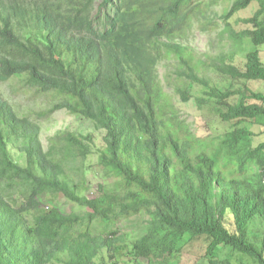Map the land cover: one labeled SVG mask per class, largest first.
I'll return each mask as SVG.
<instances>
[{"label":"trees","instance_id":"16d2710c","mask_svg":"<svg viewBox=\"0 0 264 264\" xmlns=\"http://www.w3.org/2000/svg\"><path fill=\"white\" fill-rule=\"evenodd\" d=\"M99 5H96L97 2ZM223 24L253 3L252 25L240 34L264 46V0H222ZM216 0H0V84L22 80L52 96L48 119L66 110L104 133L98 162L111 185L91 198L85 162L94 135L61 130L42 140L43 126L0 94V264H100L124 245L118 222L146 215V233L128 263L175 264L195 240L209 264L222 246L264 264V143L242 125L264 117V90L222 93L211 88L208 68L233 80L261 81L260 49L235 65L244 43L216 62L196 59L195 30L211 32ZM164 62L176 71L162 80ZM233 104L220 113L235 128L198 136L181 117L173 87L184 103L192 85ZM198 107L204 101L196 100ZM62 195L79 210L64 214ZM127 263V264H128Z\"/></svg>","mask_w":264,"mask_h":264},{"label":"rangeland","instance_id":"374dc122","mask_svg":"<svg viewBox=\"0 0 264 264\" xmlns=\"http://www.w3.org/2000/svg\"><path fill=\"white\" fill-rule=\"evenodd\" d=\"M211 7L210 19L213 22L218 23L219 28L211 32H201L195 30L190 38V45L196 55V59L203 61L216 62L226 54H231L236 48L243 43L247 46L246 52L237 56L235 65L237 67H243L244 55L248 51H254L260 49L261 56L264 61V46L254 47L250 45L248 40H241L240 34L247 29H251L252 25L246 22L254 16L258 9V5L253 3L247 10L241 11L229 20V26H225L222 20V14L226 8V4L222 0H216ZM97 2V6L99 5ZM264 21V19H263ZM162 80H165L168 71L171 73V77H175V69L170 66V63L164 62L159 67ZM209 81L211 88L219 89L222 93L228 91H236L249 88L252 91L264 90V84L261 81H244L233 80L228 76L217 72V70L208 68L204 74ZM168 92L174 94V103L180 110L181 117L191 126L192 130L201 137H217L231 131L235 128L234 122H224L220 119V113L226 110V106L233 104L236 101L235 98H230L226 102L218 101L209 96L210 88H205L200 85H192L189 89V93L193 100L189 103L181 101L180 96L175 94L174 88H166ZM0 94L9 100V102L15 106L21 114H26L34 121L41 122L43 126L42 140L45 147H48V140L54 136V134L61 130H68L71 132L88 135L93 134L94 146L93 153L90 154L85 162V170L87 173V182L89 184V191L86 193L89 197L93 198L98 195V190L101 185L107 186L114 183V178L106 176L102 167L98 162V151L105 147L104 133L96 131L94 126L84 120L70 115L66 110L56 112L48 119L40 118L42 112L48 111L53 106L52 96L38 94L34 90L28 89L25 83L20 79H14L11 82L0 84ZM201 99L204 101L203 106L200 108L196 104V100ZM243 127L251 129L256 136H254V145L258 146L264 143V117L258 118L254 121L245 122ZM60 210L64 214L76 212L79 208L60 195L57 198ZM146 215L134 216L129 219H123L118 222V237L124 239V245H122L119 254L115 259L110 258L109 255H105L101 258L100 264H127L132 258L130 255L134 242L146 233V224L148 221ZM261 222H256L252 225L251 230L257 236L258 241L262 242L264 238V227ZM206 245L204 240L197 239L193 241L184 252L173 259L175 264H209L205 255ZM217 261H228L230 264H256L249 258L237 254L232 251L231 248L222 246L220 247L217 256ZM139 263L147 264V262L140 260ZM56 264V263H52ZM129 264V263H128ZM132 264V263H130Z\"/></svg>","mask_w":264,"mask_h":264}]
</instances>
